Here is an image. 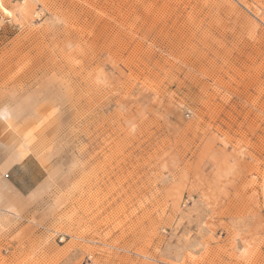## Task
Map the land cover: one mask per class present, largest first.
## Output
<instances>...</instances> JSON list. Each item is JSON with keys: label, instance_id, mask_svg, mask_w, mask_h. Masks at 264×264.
<instances>
[{"label": "rangeland", "instance_id": "374dc122", "mask_svg": "<svg viewBox=\"0 0 264 264\" xmlns=\"http://www.w3.org/2000/svg\"><path fill=\"white\" fill-rule=\"evenodd\" d=\"M1 1L0 264H264V0Z\"/></svg>", "mask_w": 264, "mask_h": 264}, {"label": "bare ground", "instance_id": "6f19581e", "mask_svg": "<svg viewBox=\"0 0 264 264\" xmlns=\"http://www.w3.org/2000/svg\"><path fill=\"white\" fill-rule=\"evenodd\" d=\"M0 7H1V10L3 11V12H5L6 14L7 13H11V11H9L7 8H6V6H4V3L1 1L0 2Z\"/></svg>", "mask_w": 264, "mask_h": 264}, {"label": "built area", "instance_id": "2783aa9c", "mask_svg": "<svg viewBox=\"0 0 264 264\" xmlns=\"http://www.w3.org/2000/svg\"><path fill=\"white\" fill-rule=\"evenodd\" d=\"M8 176V175H7Z\"/></svg>", "mask_w": 264, "mask_h": 264}]
</instances>
